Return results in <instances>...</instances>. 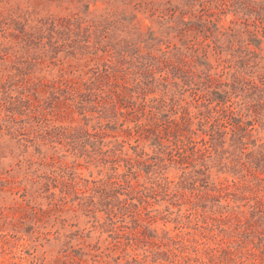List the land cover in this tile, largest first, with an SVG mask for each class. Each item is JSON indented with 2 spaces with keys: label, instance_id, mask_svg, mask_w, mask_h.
I'll list each match as a JSON object with an SVG mask.
<instances>
[{
  "label": "rangeland",
  "instance_id": "374dc122",
  "mask_svg": "<svg viewBox=\"0 0 264 264\" xmlns=\"http://www.w3.org/2000/svg\"><path fill=\"white\" fill-rule=\"evenodd\" d=\"M0 264H264V0H0Z\"/></svg>",
  "mask_w": 264,
  "mask_h": 264
}]
</instances>
